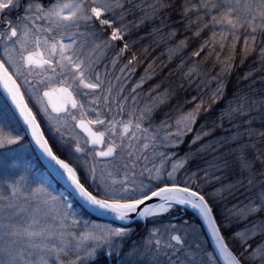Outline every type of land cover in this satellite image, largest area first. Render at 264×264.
I'll use <instances>...</instances> for the list:
<instances>
[{
    "label": "snow or ice",
    "instance_id": "6c2138e0",
    "mask_svg": "<svg viewBox=\"0 0 264 264\" xmlns=\"http://www.w3.org/2000/svg\"><path fill=\"white\" fill-rule=\"evenodd\" d=\"M146 24L182 36L170 60L211 29L190 55L214 53L217 87L174 121L157 112L195 66L143 104L97 67L111 52L134 71ZM241 40L239 65L255 53L264 67V0H0V264H264V87L240 86L256 69L228 94ZM225 118L233 130L214 135ZM185 208L199 223L172 222Z\"/></svg>",
    "mask_w": 264,
    "mask_h": 264
},
{
    "label": "trees",
    "instance_id": "16d2710c",
    "mask_svg": "<svg viewBox=\"0 0 264 264\" xmlns=\"http://www.w3.org/2000/svg\"><path fill=\"white\" fill-rule=\"evenodd\" d=\"M210 31L211 29L204 30L198 39L189 36L187 46L181 51L175 53L170 60L168 58V50L174 45L175 41L182 38V36L177 35L175 38H171L167 35V29H162L158 33H151L149 25L146 24L144 27L139 29L140 38L133 49L134 51L140 53V55H138L139 62L133 64L134 71L128 72L126 68L120 73L119 67L123 65V62L127 59V57H124L116 65H112L110 58L112 54L111 52H109L101 60L97 67L101 74L105 76L106 80L110 79L117 81L114 91L119 90L122 88L121 86L125 84L126 86L123 88V94L129 96V98H131L132 95H135L139 104H143L146 102V100H151L156 91H161L164 88L175 90L176 85H178L181 81L182 74L188 70L189 66H195L199 72V75H197L196 72L192 73V76H196L192 88L180 89L176 93L175 98L169 103H166L164 106L160 107L157 112V122L159 119H163L165 114L169 121H174L182 112L187 111L188 108L194 105L195 101H191L190 96L197 95V92H199L207 99L211 90L217 87L216 81L211 79V77L216 74V71L219 67L218 65L214 66V53L212 55H208L207 48H205L199 53L198 56L190 55L192 51L198 48L199 43L208 36ZM182 35H188V33L183 32ZM241 43L242 40L237 43L236 64L238 67L234 68V71L229 78L228 94L230 95L233 91H235L234 83L237 79V75L242 74L244 71L248 70L249 67L256 69V71L250 77H248V79L241 81L240 86L244 88L245 91H249V94H252L251 89H256V94H262L260 89L264 87V81H261L259 77L264 76V67L259 66L261 62L255 59V53L250 54L249 57L245 59V63L243 65H239V51ZM213 47L215 52H221V56L228 54L227 47H225L223 51H221V49L215 45ZM142 49H146V51L141 52ZM182 59L184 60V63L181 65L180 61ZM149 61H152L151 66H149ZM148 73L154 74L148 76L144 83L142 85H138L133 91L132 85L137 84L139 78L142 75L147 76ZM188 78L191 79V76ZM250 81H255V83L250 84ZM154 84H160V88L156 89L152 93H149L148 89ZM185 101H188V103H184ZM223 107L224 101H217L216 105H214L213 109H210V111L215 117L219 115V109ZM237 119L241 118L238 117ZM202 120L203 116L199 117L197 125H199ZM217 123H219V121H217ZM231 123L235 124L237 123V120H232ZM232 130L233 129L229 128V120L225 118L222 127L218 128L214 135H227ZM208 139H211V137ZM186 143L187 142L185 141V145ZM184 150L185 147H181L180 152H183ZM213 155H215V153L209 149L207 150L206 154H203L197 160H194L191 163L199 164L201 161H211V157ZM214 175H219V173H214ZM230 179L231 177L229 176L228 179L222 182L226 184ZM239 192L243 193V189H239ZM243 194L247 195V193ZM232 197H235V199L242 198L241 196H237L236 193H233L232 196L228 197L229 201L232 203L235 202V199ZM184 211L188 213L185 216L192 217L197 223H199L197 216L194 215L192 211ZM177 212L178 211L173 210L171 216L177 214ZM172 220L174 219L172 218ZM143 223L144 222L141 221L137 225V228H142Z\"/></svg>",
    "mask_w": 264,
    "mask_h": 264
},
{
    "label": "rangeland",
    "instance_id": "374dc122",
    "mask_svg": "<svg viewBox=\"0 0 264 264\" xmlns=\"http://www.w3.org/2000/svg\"><path fill=\"white\" fill-rule=\"evenodd\" d=\"M121 68H122V66L121 67H119V72L121 73L122 71H121ZM126 69V67L123 69V70H125ZM111 81H113V80H111ZM114 83H113V88H115V86H116V83H117V81L115 80V81H113ZM124 86H126L125 84L123 85V86H121L122 88H124ZM128 86V85H127ZM121 89V88H120ZM124 92V91H123ZM146 101H148V100H146ZM161 151H165V149L164 148H161L160 149ZM90 219H92V220H95V219H97V218H95V217H91ZM179 219H176V220H172V222H176V221H178ZM203 239V238H202ZM197 243H199V241H197Z\"/></svg>",
    "mask_w": 264,
    "mask_h": 264
},
{
    "label": "flooded vegetation",
    "instance_id": "af4514ba",
    "mask_svg": "<svg viewBox=\"0 0 264 264\" xmlns=\"http://www.w3.org/2000/svg\"><path fill=\"white\" fill-rule=\"evenodd\" d=\"M187 214H188V213H187V212H184V209H183V210L177 212V214L172 215V218H173L174 220H176V219H181V218H184L185 215H187ZM174 216H176V217H174Z\"/></svg>",
    "mask_w": 264,
    "mask_h": 264
},
{
    "label": "water",
    "instance_id": "95a60500",
    "mask_svg": "<svg viewBox=\"0 0 264 264\" xmlns=\"http://www.w3.org/2000/svg\"><path fill=\"white\" fill-rule=\"evenodd\" d=\"M185 209H188V210L192 211V212L197 216V214H196V212H195L194 209H191V208H185ZM93 217H95V216H93ZM95 218H96V217H95Z\"/></svg>",
    "mask_w": 264,
    "mask_h": 264
}]
</instances>
